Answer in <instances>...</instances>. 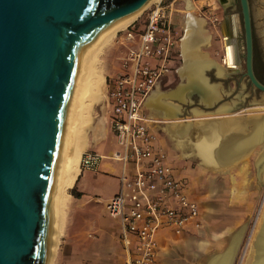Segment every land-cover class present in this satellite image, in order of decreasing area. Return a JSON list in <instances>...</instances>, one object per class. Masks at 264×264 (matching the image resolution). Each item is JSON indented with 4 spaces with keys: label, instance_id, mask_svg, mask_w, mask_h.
Instances as JSON below:
<instances>
[{
    "label": "water",
    "instance_id": "95a60500",
    "mask_svg": "<svg viewBox=\"0 0 264 264\" xmlns=\"http://www.w3.org/2000/svg\"><path fill=\"white\" fill-rule=\"evenodd\" d=\"M147 1L0 0V264H44L47 213L75 65L95 34ZM239 4L245 75L264 93L253 70L249 0ZM232 41L224 36L225 55Z\"/></svg>",
    "mask_w": 264,
    "mask_h": 264
},
{
    "label": "rangeland",
    "instance_id": "374dc122",
    "mask_svg": "<svg viewBox=\"0 0 264 264\" xmlns=\"http://www.w3.org/2000/svg\"><path fill=\"white\" fill-rule=\"evenodd\" d=\"M187 3L193 6L192 12L194 15L203 18L204 27L210 31L209 42L201 45L200 49L215 64L225 65L224 36L228 35L229 39H235V41H232V47L234 49V60H236L238 68L232 71V79H229L225 85H234L235 90L238 92V96L241 98L242 108L240 112L242 115L256 112L253 116H264V93L257 89L245 75L244 30L239 0H231V2L223 0L154 1L137 16V19L128 28H131L133 24L136 27H143L148 19L147 16L150 10L159 6L165 16V21L170 22V26L174 30L177 42L179 43V40L181 41L185 33L184 22ZM249 7L253 30V70L256 78L264 84V0H249ZM124 30H119L116 37L103 47L98 56L95 66L100 70L102 81L101 86L97 89L99 96L90 104L85 122L82 124L81 134L83 135V139L87 140L92 131L102 129L104 119L107 117L105 103L106 82L120 71L121 58L125 55L127 47L118 41V37ZM178 43L170 62L172 65V73L170 75L172 81L165 86V90H168L169 87L173 89L162 91L164 93L177 89L179 85L185 82V78H181L179 73V70L183 67V58L180 43L179 47ZM91 67L92 65L89 68ZM89 70L91 75L93 73L92 68ZM214 73L217 74L216 67L204 70V75L206 76L207 74L212 79L215 78ZM232 80L235 82L234 84ZM189 96L185 95V101L173 98L178 103L191 101L185 105V112L182 117L180 113L179 117L181 119L190 118L191 116L195 118H199V116H218L220 113L225 112L223 111L225 109L209 112L210 110L204 109L203 105L199 104L198 98L195 95H191V98ZM230 98V96L226 97V100ZM250 106H252L251 109L249 108ZM220 107L226 108L224 105ZM196 110L200 112L198 113L199 115L193 113L197 112ZM153 118L164 122L163 130L160 129L164 147L173 159L172 164L175 167L177 176L185 181L192 196H195L198 201L201 214L197 225L189 233L192 235L198 234L203 239L208 238L206 251H204L205 258L210 255L214 257L228 252L227 263L251 264L255 255L253 242L264 219V162H262V156H264V133L262 134L263 139L261 138L256 142L260 144L258 150L261 151L257 156L259 170L253 167L254 155H252V158H244L240 163L237 162L230 168L214 169L206 165L205 162L203 163L202 160L201 163L199 156L192 153L193 149L189 145L184 147L176 145L175 139L166 130L169 121H164L163 118ZM256 143H254V147ZM86 145H81L83 147L81 154L87 150L85 148ZM253 150L254 148L251 153ZM114 152L115 150L111 154L113 155ZM100 166L99 171H87L83 173L78 181L79 187L84 185L85 182L88 185L85 199L76 200L73 198L75 196L70 191L74 190L76 192L75 184L68 189L69 195L64 208L62 234L52 264H59V259L63 261L60 264H73V258L80 255L84 249L81 242L84 234L81 230L78 228H74L71 232L69 230L73 222V225L76 223L78 225L79 222L77 215L74 218L71 215L73 203H75L76 209L74 214H77L80 208L83 207V204L87 202L88 204L84 208L90 210L91 216L98 217L97 215L99 214L105 216V218L107 217L104 207L106 201L116 190L117 182L112 173L118 170L119 165L117 161L105 158Z\"/></svg>",
    "mask_w": 264,
    "mask_h": 264
},
{
    "label": "built area",
    "instance_id": "2783aa9c",
    "mask_svg": "<svg viewBox=\"0 0 264 264\" xmlns=\"http://www.w3.org/2000/svg\"><path fill=\"white\" fill-rule=\"evenodd\" d=\"M147 17L143 27L133 24L118 37L126 53L118 74L106 82V116L118 146L112 158L122 167L118 191L105 208L119 222L128 253L123 264H156L159 229L165 226L183 233L197 225L201 213L198 201L187 194L185 181L176 175L167 152L156 145V132L149 127L146 98L172 73L177 38L159 6ZM102 158L88 148L81 154L80 171L97 170Z\"/></svg>",
    "mask_w": 264,
    "mask_h": 264
},
{
    "label": "bare ground",
    "instance_id": "6f19581e",
    "mask_svg": "<svg viewBox=\"0 0 264 264\" xmlns=\"http://www.w3.org/2000/svg\"><path fill=\"white\" fill-rule=\"evenodd\" d=\"M154 1L158 0H148L141 7L120 16L112 26L95 34L83 48V52L75 65V71L71 79L72 86L64 113L65 119L61 131L59 154L50 196L51 201L47 213L44 264H52L62 234L61 229L64 218V208L69 195L68 189L73 186V182L80 170L77 166V162L83 148L81 145H85L87 141L83 139V135L81 134L82 124L85 122L86 113L90 104L99 96L97 89L101 86L102 81L100 70L95 66L98 56L103 47L116 37L119 30H123L131 25L133 21L137 19V16ZM186 8L187 11L185 13L184 22L185 33L180 41L183 67L179 70L180 76L183 79L185 78V82L179 85L177 89L169 91L168 93L158 90L152 93L148 98V104L150 107L156 104V108L160 112L169 113L170 110L175 111L176 108H174L171 100L173 98H178V100L185 101V95L189 96L195 91L200 94L201 101L204 104L211 105L219 98L216 91L217 86L208 85L209 83L204 75V70L206 68L216 67L217 74H221L226 69L233 70L235 66L238 68L236 60H234L232 43L230 45L227 43L228 48L227 54L224 55V68L220 64H215L206 53H202L200 46L209 42L211 36L210 31L204 27L203 18L193 14V6L190 3L186 4ZM229 40L231 42V39ZM231 63H233V65H231ZM90 65H92L91 68L93 72L91 75L89 70L91 69L89 68ZM193 113L199 115L198 113L200 112L197 111ZM207 117L206 119V117L203 116H199V118L191 116L190 118L182 119L185 122L196 119V121H193L191 124H185L182 120L181 122L179 120L180 117L174 119L169 118L167 119V121H169L167 131L171 137L175 139L176 145L178 144L179 147L189 145L197 152L195 153L193 151L194 154L199 155L203 162L213 164V166L220 165L225 156L230 157L232 154L236 156L237 152L239 153V151L242 150L245 154L250 152V150H252L249 148L250 144L254 141V146V143L260 140L264 133V116H251V118L247 119L250 122L252 121V127L250 129L251 131L253 128L250 132L251 141L250 138H248V133H246V135L242 137L243 140H238V148L236 150L235 145L229 148L230 146H228L226 142L235 139L236 135H238V133L231 132V129H233L234 126H236V128L241 127V118H228L230 116L227 115L222 117L219 115ZM232 158H234V156H232ZM253 243L255 255L251 264H264V219ZM227 259L228 252H225L223 255L212 257L208 264H229L227 263Z\"/></svg>",
    "mask_w": 264,
    "mask_h": 264
},
{
    "label": "crops",
    "instance_id": "0c3cea01",
    "mask_svg": "<svg viewBox=\"0 0 264 264\" xmlns=\"http://www.w3.org/2000/svg\"><path fill=\"white\" fill-rule=\"evenodd\" d=\"M179 43H180V40H179ZM179 43H178V47H179ZM231 65H233V63H231ZM226 66H227V64H226ZM224 67H225V65L223 66V68ZM231 67H233V66H231ZM235 69H236V66L233 70H235ZM233 70L226 69V71L224 70L225 72L223 71L221 74H219V73L215 74L214 73V77H215L214 79H212L211 77H209L206 74V78H207L208 83H209L208 85L217 86L216 91L218 93V97H220L218 102L216 104H214L213 106L207 107L201 101L200 97H198L194 93H192L191 95H195V97L198 98L199 104L203 105L204 109H206V110L215 111L214 110L215 107H217V108L219 107L218 111H221L220 109H225L223 111H226V112L220 113L219 114L220 117L227 115V116H230L228 118H235V117L241 118V121H242V122H240L241 127L236 128V126H234V128L231 129V132H234L236 134L238 133V135H236L235 139H232V140L226 142V144H228V146H230L229 148H231L233 145H235V149L237 150L238 140L239 141L243 140L242 137H244V135H246V133H248V138H250V132L253 130V128H252V130L250 131V129L252 127V121L250 122L247 119L251 118V116H253L256 112L246 113L245 115H242L240 112V110L242 108L241 107V101H240L241 98H240V96H238V92L235 90L234 85H230V86H229V84L225 85V83L227 81H229V79H232V71ZM177 72H178V70H177ZM170 75L168 76V79L166 81H164V83H162L161 85H158L152 91V93L157 91V90L158 91H168L169 89H173V88L169 87L168 90H165V86L168 85L169 83H171V81H172L170 78ZM112 77H114V76H112ZM232 83L234 84L235 82L232 80ZM152 93L149 94V96L146 98V102H145L146 114L148 115V117L150 119L149 127H150L151 131H155L157 134L156 145L159 148H162L166 151V149L164 147L163 136H162L161 131H160V129L163 130V126H164L163 123L164 122L161 120L156 121V119L153 117L163 118L164 121H167V119H169V118L170 119L179 118L180 113H181V117H182L184 115V112H185V105L190 103L191 101L190 102L186 101L185 103H178L172 99L171 100L172 104L174 105V108H176L175 111L170 110L169 113L168 112H160L156 108L157 107L156 104L155 105L153 104L152 107H150V105L148 104V101H149L148 98L152 95ZM191 95L189 96L190 98H191ZM229 96L231 98L226 100V97H229ZM221 105H224V107H226V108H221L220 107ZM251 105H253V104H251ZM254 106H255V104H254ZM251 107L252 106H250L249 108L251 109ZM180 108H181V112H180ZM190 109H189V112L191 113ZM160 110H162V109H160ZM170 116H176V117H170ZM204 117H206V119L208 118L207 116H204ZM209 117H211V116H209ZM165 118H167V119H165ZM179 120L181 121L182 119L179 118ZM182 121L185 124L186 123L191 124L193 121H196V119L190 120L191 122L190 121L185 122L184 120H182ZM247 122H248V125H247ZM166 130H167V127H166ZM158 134H159V137H158ZM250 141H251V138H250ZM253 142L252 143L250 142L252 145L250 144V147H249L250 149L254 148L252 153H251L252 150H250V152L245 154V152L242 150V151H239V153L237 152L236 156L234 154H232V156H234V158H232V156H230V157L225 156L223 158L222 162L220 163V165L213 166V164H209V163L208 164L205 163V164L210 166L211 168H214V169L230 168L233 164H235L237 162L240 163V161L243 160L244 158H247V157L252 158V155H254V157H253L254 158L253 159L254 166L253 167H255V168H257V170H259L258 169L259 167H258L257 156L261 152L260 150H258V147L260 146V144L256 143L255 147H254ZM85 145H86V143H85ZM110 145H112V146L108 149V147ZM85 148L87 150H88V148L95 150L98 153H100V155H102V157H103L99 163V168L97 170H95V172L99 171V169L101 167L100 165L102 164L103 160H105V158L110 159V160H115L112 158L111 153L113 150H115V151L118 150V146L116 143L115 135H114V133H112V130L110 128L108 117H105L102 129L92 131L91 134H89L88 139H87V145ZM262 149H263V146H262ZM193 151L195 152V150L194 149L192 150V153L194 154ZM195 153H197V152H195ZM249 153H251V154H249ZM167 155H168V162L172 164V162H173L172 157L169 156L168 153H167ZM194 155H196V154H194ZM199 159H200V161L202 160L200 156H199ZM115 161H117V160H115ZM225 162H226V164H225ZM262 162H264V156H262ZM262 162L260 161V163H262ZM117 163L119 165L118 170L116 172L112 173L116 179V182H117V187H116V190L113 192V194H115L118 191V188H119L118 175L121 172V167H122V165H120V163L118 161H117ZM201 163H202V161H201ZM89 171H94V170H89ZM86 172L87 171H80L79 170V173H78L77 177L75 178V181L73 182L76 185V188H75L76 192L80 193L79 196L73 195V196H75L73 198L76 200L85 199L86 189H87L88 185L85 182L84 185L79 187L78 181H79L80 177L83 175V173H86ZM175 172H176V170H175ZM258 175H259V172H258ZM179 178H181V177H179ZM260 179H261V177H260ZM261 180H263V179H261ZM186 191H187V194L189 196L196 199L195 196H192L188 187H186ZM87 204H88L87 202L84 203L83 207L80 208V210L78 211L77 214H74L76 211L75 203L72 204L71 215H73V218L75 217V215H77L79 218V222H78V225H77V223L75 225H73L74 224V222H73V224L71 225L69 230L71 232L74 230V228H78L84 234L83 239L81 241L84 249L82 250V253L80 255L75 256L73 258L72 263L73 264H123L128 253H127V250L123 246V243H122L121 231L119 229L118 220L116 218L112 217L111 215H109L107 213V210L105 207H104L105 213L107 215L106 218H105V216H102L99 214L98 215L96 214L98 217H94L93 215L91 216L90 210L84 208L87 206ZM193 227L194 226H189V228H187L183 233L177 234L172 229L165 227V226H162L159 229V233H158L159 251H158L155 263L156 264H208L210 257L213 256V255H210V256H207L205 258L206 255H205L204 251H206L208 238L203 239L201 236H198V234L192 235L191 233H189V231L192 230ZM205 237H207V235H205ZM208 237H209V235H208ZM213 237H215V236H213ZM216 237H217V235H216ZM130 238L132 241L131 246L133 247L135 240H134L133 236ZM58 262L60 264L63 261L61 259H59Z\"/></svg>",
    "mask_w": 264,
    "mask_h": 264
},
{
    "label": "trees",
    "instance_id": "16d2710c",
    "mask_svg": "<svg viewBox=\"0 0 264 264\" xmlns=\"http://www.w3.org/2000/svg\"><path fill=\"white\" fill-rule=\"evenodd\" d=\"M70 192H71L72 195H75V196H79L80 195L79 192H74V190L73 191L71 190Z\"/></svg>",
    "mask_w": 264,
    "mask_h": 264
},
{
    "label": "flooded vegetation",
    "instance_id": "af4514ba",
    "mask_svg": "<svg viewBox=\"0 0 264 264\" xmlns=\"http://www.w3.org/2000/svg\"><path fill=\"white\" fill-rule=\"evenodd\" d=\"M254 51V50H253Z\"/></svg>",
    "mask_w": 264,
    "mask_h": 264
}]
</instances>
